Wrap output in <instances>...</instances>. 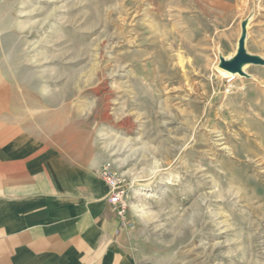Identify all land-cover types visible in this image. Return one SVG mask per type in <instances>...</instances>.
<instances>
[{
  "label": "rangeland",
  "instance_id": "374dc122",
  "mask_svg": "<svg viewBox=\"0 0 264 264\" xmlns=\"http://www.w3.org/2000/svg\"><path fill=\"white\" fill-rule=\"evenodd\" d=\"M264 0H0L22 109L127 189L151 264H264ZM14 56V58L11 57Z\"/></svg>",
  "mask_w": 264,
  "mask_h": 264
},
{
  "label": "crops",
  "instance_id": "0c3cea01",
  "mask_svg": "<svg viewBox=\"0 0 264 264\" xmlns=\"http://www.w3.org/2000/svg\"><path fill=\"white\" fill-rule=\"evenodd\" d=\"M8 61L0 54V264H151L108 202L101 165L26 116Z\"/></svg>",
  "mask_w": 264,
  "mask_h": 264
},
{
  "label": "built area",
  "instance_id": "2783aa9c",
  "mask_svg": "<svg viewBox=\"0 0 264 264\" xmlns=\"http://www.w3.org/2000/svg\"><path fill=\"white\" fill-rule=\"evenodd\" d=\"M100 176L108 188L107 200L119 215H124L126 211L127 189L122 179L110 165H103L100 169Z\"/></svg>",
  "mask_w": 264,
  "mask_h": 264
},
{
  "label": "water",
  "instance_id": "95a60500",
  "mask_svg": "<svg viewBox=\"0 0 264 264\" xmlns=\"http://www.w3.org/2000/svg\"><path fill=\"white\" fill-rule=\"evenodd\" d=\"M246 63L264 64V59L246 53L244 48V38L241 37L238 41V48L235 55L229 60H223L220 63V68L230 73L243 74L242 66Z\"/></svg>",
  "mask_w": 264,
  "mask_h": 264
},
{
  "label": "bare ground",
  "instance_id": "6f19581e",
  "mask_svg": "<svg viewBox=\"0 0 264 264\" xmlns=\"http://www.w3.org/2000/svg\"><path fill=\"white\" fill-rule=\"evenodd\" d=\"M220 71L222 72V74H227L228 73V71L223 70V69H221Z\"/></svg>",
  "mask_w": 264,
  "mask_h": 264
}]
</instances>
